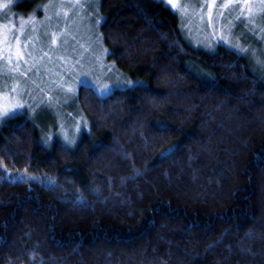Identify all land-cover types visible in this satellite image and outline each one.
I'll list each match as a JSON object with an SVG mask.
<instances>
[{
    "label": "trees",
    "instance_id": "16d2710c",
    "mask_svg": "<svg viewBox=\"0 0 264 264\" xmlns=\"http://www.w3.org/2000/svg\"><path fill=\"white\" fill-rule=\"evenodd\" d=\"M2 1L23 18L50 0ZM99 8L126 84L80 88L73 148L28 114L0 124V264H264L262 74L194 46L161 0Z\"/></svg>",
    "mask_w": 264,
    "mask_h": 264
},
{
    "label": "rangeland",
    "instance_id": "374dc122",
    "mask_svg": "<svg viewBox=\"0 0 264 264\" xmlns=\"http://www.w3.org/2000/svg\"><path fill=\"white\" fill-rule=\"evenodd\" d=\"M100 1L50 0L41 15L23 18L0 7V124L28 114L41 124L54 125L46 140L57 137L73 148L89 130L88 119L73 109L80 88L89 86L106 96L124 87L127 78L109 58L101 33ZM165 3L178 14L194 46L212 52L219 45L234 49L264 78V0ZM7 175L36 179L25 172Z\"/></svg>",
    "mask_w": 264,
    "mask_h": 264
},
{
    "label": "snow or ice",
    "instance_id": "6c2138e0",
    "mask_svg": "<svg viewBox=\"0 0 264 264\" xmlns=\"http://www.w3.org/2000/svg\"><path fill=\"white\" fill-rule=\"evenodd\" d=\"M10 2V0H9ZM161 2H165V0H161ZM0 7H3V8H7L8 7V3H3V4H0Z\"/></svg>",
    "mask_w": 264,
    "mask_h": 264
}]
</instances>
